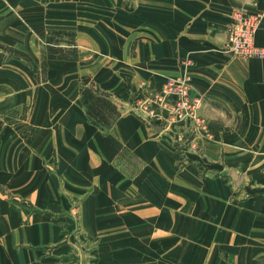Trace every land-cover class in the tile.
<instances>
[{
  "label": "crops",
  "instance_id": "obj_1",
  "mask_svg": "<svg viewBox=\"0 0 264 264\" xmlns=\"http://www.w3.org/2000/svg\"><path fill=\"white\" fill-rule=\"evenodd\" d=\"M234 10L264 47V0H0V264H264V59L225 53ZM181 71L196 118L138 113Z\"/></svg>",
  "mask_w": 264,
  "mask_h": 264
},
{
  "label": "trees",
  "instance_id": "obj_2",
  "mask_svg": "<svg viewBox=\"0 0 264 264\" xmlns=\"http://www.w3.org/2000/svg\"><path fill=\"white\" fill-rule=\"evenodd\" d=\"M67 38L64 47L61 46L63 39ZM47 57L50 60H76L77 48L72 32L50 30L46 38ZM93 86L87 85L84 81L81 89L82 104L86 109L87 116L91 123L100 127L102 130L111 126L112 122L120 115L117 106L104 93L93 89ZM33 135V131L25 136L29 141Z\"/></svg>",
  "mask_w": 264,
  "mask_h": 264
},
{
  "label": "rangeland",
  "instance_id": "obj_3",
  "mask_svg": "<svg viewBox=\"0 0 264 264\" xmlns=\"http://www.w3.org/2000/svg\"><path fill=\"white\" fill-rule=\"evenodd\" d=\"M234 14H240V15H242L243 18L255 17L258 19L259 23H258L256 33L254 35V43H255L256 47L264 48V47L258 46L256 44V35H257L258 29H259L260 23H261L260 17L258 15L248 14L247 12H245L243 10H234L229 15V22L227 25V43H228V27L233 20L232 16ZM66 39L67 38L63 39V41H62L63 44L67 41ZM227 43H226V47H225L224 51H225V53H227L228 55H230L232 57H235V58L242 60V61H247L249 59H264V57H261V58H258V57H242V56H239V55L234 54L232 52H229L228 50H226ZM182 77L188 78L187 105L184 107H178L177 106L178 107V109H177L176 105L179 101V98L177 96L171 95V96L162 97V95L164 94V87H165V85L169 79H180ZM87 85L91 86V84H88V83H87ZM200 104H202L201 99L196 98V97L194 98L191 95V77H190V75L187 72H184V73L182 72L177 77L166 78L162 90L158 94L152 95L151 97L147 98L146 100H144L142 102H138L136 104V108L138 110V113H140L141 115H144V117L147 120L153 119L156 117H158V118H160V117L161 118H167L168 117L170 119V121L174 120L173 118H176L177 120H180V121H184L186 119L196 118L197 113H198V108H199V106H201ZM168 114H170V115H168ZM182 148H183V145H182ZM177 150L180 152L182 151V149H180V148ZM186 164H187V160L185 161L184 156L181 155L180 159L178 161V167L182 169L184 167V165H186ZM221 249H222V251H224L223 246H221ZM221 258L224 260L226 259L225 253H224V255H221ZM224 263H226V260ZM213 264H215V263H213Z\"/></svg>",
  "mask_w": 264,
  "mask_h": 264
},
{
  "label": "built area",
  "instance_id": "obj_4",
  "mask_svg": "<svg viewBox=\"0 0 264 264\" xmlns=\"http://www.w3.org/2000/svg\"><path fill=\"white\" fill-rule=\"evenodd\" d=\"M233 20L228 27L229 52L242 57H264V48L255 46L254 35L258 27V19L255 17L243 18L240 14H234ZM188 78L169 79L164 87V96H177L179 101L176 105L184 107L187 105ZM178 106V107H177Z\"/></svg>",
  "mask_w": 264,
  "mask_h": 264
}]
</instances>
